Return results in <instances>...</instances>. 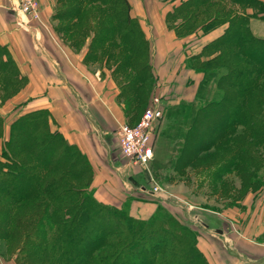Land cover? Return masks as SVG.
Here are the masks:
<instances>
[{
    "label": "trees",
    "instance_id": "obj_1",
    "mask_svg": "<svg viewBox=\"0 0 264 264\" xmlns=\"http://www.w3.org/2000/svg\"><path fill=\"white\" fill-rule=\"evenodd\" d=\"M55 4L58 29L76 47L82 38H90L84 60L112 66L125 116L140 118L137 113L149 96L152 72L146 60L148 41L138 19L130 16L128 1ZM256 16L264 18L261 0H181L167 14L169 27L179 36L225 25L192 58V66L204 74L197 98H203L202 90L210 85L211 98L200 106L179 105L170 114L187 125L178 155L185 164L220 143L234 145L240 131L256 144L255 155L264 158V38L249 24ZM1 132L0 120V138ZM1 148L0 239L21 240L16 241L18 264H208L182 228L157 224L154 217L138 219L125 206L97 200L88 190V160L50 129L46 111L15 120ZM249 148L237 143L218 166L221 176L251 167L245 158ZM25 200H32L33 209L16 215L14 207Z\"/></svg>",
    "mask_w": 264,
    "mask_h": 264
},
{
    "label": "crops",
    "instance_id": "obj_2",
    "mask_svg": "<svg viewBox=\"0 0 264 264\" xmlns=\"http://www.w3.org/2000/svg\"><path fill=\"white\" fill-rule=\"evenodd\" d=\"M127 1L130 16L138 19L150 47L153 97H160L164 108L167 103L194 101L204 74L192 66V58L219 36L225 25L208 33L179 36L169 27L167 14L181 0ZM38 2V17L22 15L25 24L20 26L16 0H0V146L8 140L15 120L44 110L50 129L58 131L88 160L97 199L117 208L125 206L132 217L151 218L158 207L150 196L158 194L150 195L138 187L122 159L116 130L126 117L110 71L102 74L88 64L86 48L77 49L58 29L61 23L55 17L53 0ZM250 28L264 38V18L250 17ZM229 210L226 226L204 222L208 236L199 238L198 249L206 262L264 264V207Z\"/></svg>",
    "mask_w": 264,
    "mask_h": 264
},
{
    "label": "rangeland",
    "instance_id": "obj_3",
    "mask_svg": "<svg viewBox=\"0 0 264 264\" xmlns=\"http://www.w3.org/2000/svg\"><path fill=\"white\" fill-rule=\"evenodd\" d=\"M53 1L55 2V0ZM57 9L58 6L55 4L53 11L55 12ZM178 22L179 19H173V23ZM76 28L79 31L81 30L79 24ZM186 35H188V31L182 34V36ZM89 42V37L82 38L77 49L86 48L87 51ZM147 48L146 60L150 65L152 78L150 79L149 96L146 99V103L137 113L139 117L142 115L144 108L148 106L155 92L154 75L150 62V47L148 46ZM86 62L98 68L102 74L107 73V71L111 73L112 66L105 65L103 62L88 60ZM194 64L196 65L198 62ZM211 90V85L204 88L202 90L203 98L196 97L192 102L167 103L164 109V116L155 123L153 129V157L147 165L135 164L122 155L123 161L127 164L128 174L130 177L136 178L135 181L138 187H144L147 190L157 189L156 194L158 196L155 198L150 196V200L155 202L158 207L152 216L154 221H157V224H174L182 228L185 235L189 238L191 246L193 245L198 252L200 251L198 249L199 238L208 236L203 227L204 222L217 227L226 226L229 223V218L227 217L229 209L241 207V211L246 212L247 205H251L252 210L256 205L264 207V158L263 156L258 157L255 155L253 148L256 147V144L249 142L247 133L240 131L235 134V139L239 146H250L249 149H245V158H249L251 167L243 166L244 170L242 173L238 174L235 171H231L221 176L222 168L218 167L224 162L226 157L232 154L236 148V142L234 145L230 144V146L226 145V147L224 143L222 145L220 143L217 148L207 150L189 164H185L184 159L178 157L179 148L182 145V136L187 131V125L186 123L182 124L183 121L181 119L176 120L174 116L171 117L170 114L182 104L192 103L194 106L205 104V99L212 96ZM125 117L126 123H133L139 119L131 116ZM1 151L2 148L0 146V161H4ZM88 190L94 194L91 188V181L88 184ZM94 197L97 199L95 194ZM4 199L6 200V198ZM4 199L3 202L5 201ZM32 206V200H25L21 204L16 205L14 210L16 215L25 216L33 209ZM16 241L20 242L21 240L16 237L10 240L0 239V264H18L16 259L18 243Z\"/></svg>",
    "mask_w": 264,
    "mask_h": 264
},
{
    "label": "built area",
    "instance_id": "obj_4",
    "mask_svg": "<svg viewBox=\"0 0 264 264\" xmlns=\"http://www.w3.org/2000/svg\"><path fill=\"white\" fill-rule=\"evenodd\" d=\"M39 8L38 0H16L14 9L17 13V23L24 26L22 15H31L37 18ZM164 109L160 97L154 96L136 122H123L118 126L116 133L120 152L124 157L129 158L130 162L147 165L152 159V133L155 123L164 116ZM146 191L150 195L157 193V189H146Z\"/></svg>",
    "mask_w": 264,
    "mask_h": 264
},
{
    "label": "water",
    "instance_id": "obj_5",
    "mask_svg": "<svg viewBox=\"0 0 264 264\" xmlns=\"http://www.w3.org/2000/svg\"><path fill=\"white\" fill-rule=\"evenodd\" d=\"M217 232H219V233H220L221 231H220V230H217Z\"/></svg>",
    "mask_w": 264,
    "mask_h": 264
}]
</instances>
